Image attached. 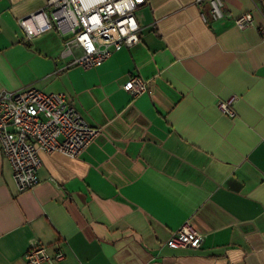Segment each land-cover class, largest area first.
<instances>
[{
	"label": "crops",
	"instance_id": "0c3cea01",
	"mask_svg": "<svg viewBox=\"0 0 264 264\" xmlns=\"http://www.w3.org/2000/svg\"><path fill=\"white\" fill-rule=\"evenodd\" d=\"M223 1L214 19L207 1L146 0L140 41L83 68L56 27L26 39L20 19L46 0H0V95L63 93L101 128L78 156L43 153L27 191L0 149V264L34 243L62 249L57 264H264V0ZM234 96L230 116L217 101ZM187 222L201 247L169 246Z\"/></svg>",
	"mask_w": 264,
	"mask_h": 264
},
{
	"label": "built area",
	"instance_id": "2783aa9c",
	"mask_svg": "<svg viewBox=\"0 0 264 264\" xmlns=\"http://www.w3.org/2000/svg\"><path fill=\"white\" fill-rule=\"evenodd\" d=\"M207 1L214 19L225 16L223 0ZM146 0H46V6L20 19L27 40L53 28L67 35L64 55H73L83 68L102 65L111 55L140 41L138 8ZM204 20L208 16L202 12ZM240 28L255 24L252 12L235 18ZM148 80L138 74L125 83L136 97L148 91ZM236 96L217 101L219 109L236 114ZM101 133L68 101L63 93L46 92L34 85L0 95V149L10 164L19 192L33 189L39 182L43 153L60 151L72 157L80 155ZM203 234L189 222L169 238L171 247L200 248ZM27 264H57L65 257L62 249L51 252L34 243L24 254Z\"/></svg>",
	"mask_w": 264,
	"mask_h": 264
}]
</instances>
